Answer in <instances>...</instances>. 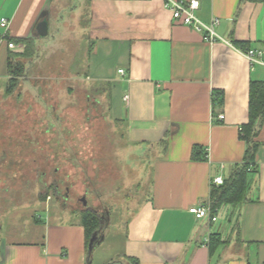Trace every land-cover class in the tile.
<instances>
[{"label": "crops", "instance_id": "obj_1", "mask_svg": "<svg viewBox=\"0 0 264 264\" xmlns=\"http://www.w3.org/2000/svg\"><path fill=\"white\" fill-rule=\"evenodd\" d=\"M165 1L0 0V19L8 21L7 30L0 26V81L10 76V53L24 49L15 39L31 38L42 55H61L67 71L82 62L81 76L137 153L128 156L148 158L141 170L125 165L138 175L136 190H144L127 224L120 252L125 264H264V118L246 200L221 206L215 221L188 212L208 200L213 177L227 178L243 159L239 128L247 122L249 82L264 80V68L251 67L232 41L264 44V3L243 2L235 18L239 0H198L194 15L201 22L218 19L219 38L209 42L175 22ZM42 20L45 36L36 28ZM216 91L223 97L218 106L212 103ZM193 145L206 150L207 159H192ZM52 199L38 200L46 207ZM22 206L8 208L12 221ZM210 240L217 243L212 251ZM90 262L80 211L71 208L49 211L39 240L0 233V264Z\"/></svg>", "mask_w": 264, "mask_h": 264}, {"label": "rangeland", "instance_id": "obj_2", "mask_svg": "<svg viewBox=\"0 0 264 264\" xmlns=\"http://www.w3.org/2000/svg\"><path fill=\"white\" fill-rule=\"evenodd\" d=\"M36 51L25 76L0 81V233L39 240L49 211L60 215L86 207L104 216L90 264H125L120 252L127 224L144 191L136 190L138 175L125 165L141 170L148 158L128 156L137 153L121 137L123 126L108 118L95 86L81 76L82 62L67 71L61 55ZM43 194L53 197L46 207ZM20 201L12 221L8 208Z\"/></svg>", "mask_w": 264, "mask_h": 264}, {"label": "trees", "instance_id": "obj_3", "mask_svg": "<svg viewBox=\"0 0 264 264\" xmlns=\"http://www.w3.org/2000/svg\"><path fill=\"white\" fill-rule=\"evenodd\" d=\"M245 1L253 3H264V0H239L235 18L239 13L240 5ZM14 41L22 42L24 44V49L21 53H10L8 57V68L10 74L8 81L12 80V75L21 77L25 76L26 72H28V64H30V59L33 58L34 54L37 52L31 38H20L17 40L15 39ZM232 44L241 50H246L248 48L241 42L232 41ZM24 59L29 60L27 64L22 62V60ZM7 91H10V89L7 88ZM222 102V92H214V96L212 97V103L214 104V106L221 105ZM263 118L264 80L251 79L249 82L248 90L247 122L241 124L239 128V138L244 141L245 144L243 159L240 163H237L233 166L231 173L227 178L223 180V183L221 185H211L208 200L213 207H217L219 209L223 205L238 204L246 200L248 174L255 170L256 153L261 145L257 138V135ZM165 142V140H162V143ZM191 158L197 160L207 159L206 150H202V147L199 145H193L191 149ZM46 196L47 194H43L41 200H45ZM80 216L85 234L86 254L89 256V241L93 234L98 235L100 230L104 228V216H101L97 212H95V210L88 209L86 207L80 212ZM34 221L37 222V218L34 217ZM211 238H213V236ZM216 244L217 243H214L212 240H210L209 250L212 251ZM127 259L132 260L131 258ZM134 261L136 262V260Z\"/></svg>", "mask_w": 264, "mask_h": 264}, {"label": "built area", "instance_id": "obj_4", "mask_svg": "<svg viewBox=\"0 0 264 264\" xmlns=\"http://www.w3.org/2000/svg\"><path fill=\"white\" fill-rule=\"evenodd\" d=\"M170 11L172 19L183 25L189 26L196 31L203 33L205 40L213 42L219 37L214 32V25L218 23L217 18H213L210 24L201 22L195 15L194 11L199 7L198 0H166L164 4ZM8 21L5 18L0 19V26L7 30ZM7 46L13 48V42H8ZM243 55L248 60L251 67L256 65L264 68V44L256 48H247L243 51ZM119 73L123 70L119 69ZM223 114H218L217 119H223ZM222 176H215L211 180V184L221 185L223 183ZM188 212L193 214L197 219H207L215 221L217 219L218 208L213 207L209 200L192 205L188 208Z\"/></svg>", "mask_w": 264, "mask_h": 264}, {"label": "water", "instance_id": "obj_5", "mask_svg": "<svg viewBox=\"0 0 264 264\" xmlns=\"http://www.w3.org/2000/svg\"><path fill=\"white\" fill-rule=\"evenodd\" d=\"M37 32L40 36H45L46 35V31H47V26H46V21L42 20L38 25H37ZM83 204L85 205L86 202L84 200V198H81ZM101 237V236H100ZM97 241V235L93 234L90 241H89V246H88V250L91 251L92 248L94 247V244H96Z\"/></svg>", "mask_w": 264, "mask_h": 264}]
</instances>
